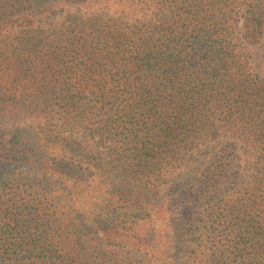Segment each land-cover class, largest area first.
Segmentation results:
<instances>
[{
	"label": "trees",
	"instance_id": "trees-1",
	"mask_svg": "<svg viewBox=\"0 0 264 264\" xmlns=\"http://www.w3.org/2000/svg\"><path fill=\"white\" fill-rule=\"evenodd\" d=\"M89 1L0 0V110L35 104L106 143L107 150H90L54 136L56 189L65 182L101 184L95 157L104 167L121 164L122 172L149 174L209 156L190 197L201 200L196 206L204 216L196 226L206 233L205 244H217L220 252L210 260L197 250L196 238L188 239L195 249L184 263L216 264L226 257L231 264H264V74L252 70L240 45L261 33L264 0H93L106 2V11L63 13L64 5L89 9ZM41 3L60 6L52 27L37 19ZM74 155L80 156L76 166L70 163L78 176L60 172L56 162L62 166ZM27 157L32 151L22 137L1 135L0 184L14 180L1 169ZM17 196L13 202L0 195V264H85L82 240L67 231L60 209L53 236L20 235L45 213L24 212ZM76 211L70 212L72 225ZM7 228L15 233L11 238ZM102 228L101 237L112 231ZM29 239L52 251L40 256L5 249ZM164 254L151 256L160 264L178 263Z\"/></svg>",
	"mask_w": 264,
	"mask_h": 264
},
{
	"label": "rangeland",
	"instance_id": "rangeland-1",
	"mask_svg": "<svg viewBox=\"0 0 264 264\" xmlns=\"http://www.w3.org/2000/svg\"><path fill=\"white\" fill-rule=\"evenodd\" d=\"M89 3V9L86 5H64L63 13L106 11L104 6L106 2L91 0ZM107 4L117 6V3ZM42 5L43 3L37 6L40 11L37 19L45 20L41 25L50 24L52 27L54 20H58L61 15L58 11L60 6ZM240 45L248 54V63L252 70L259 75L264 74V27L255 41L244 38ZM39 108L41 107L28 103L6 106L0 110V136L15 134L22 137L26 149L32 151V157L25 158L19 164L8 163L1 169L3 176L14 178V180L11 182L12 185L9 182L0 184V189L3 190L0 195L9 199L17 194L16 203L22 204L24 212L35 214L41 210L45 213L39 220L36 217L40 215L36 216L35 221L20 235H32L33 232L41 237H44L42 234L53 236L54 211L60 209V212L66 214L67 231H75L82 240L85 264H160V261H153L151 256V253L156 250L165 253L164 255L168 257L170 254L171 257H176L177 264H186L188 262L184 263V261L187 255L195 249L186 241L195 238L197 250L206 258L212 260V254L219 255L220 250L215 251L218 245L210 242L205 244L206 233L196 226L200 216H204L200 213L201 209L196 206V203L201 200H191L190 197V191L192 193L196 191L201 169L210 161L209 156L197 158L188 167H178L177 170H173L175 166L165 167L160 171L152 170L149 174L122 172L119 167L121 164H114L117 166L113 169L112 166L104 167L102 161L95 157L93 163H98V166L93 168V172L101 168L97 172L99 179L102 180L101 184L94 181L93 185L86 188L65 182L60 189H56L54 187V136L64 137L69 141L74 139L76 145L79 143V147H88V149L96 145L102 151L106 149V143L97 142V137L89 134L80 125L70 126L64 123L54 115V111ZM40 143L47 144V148L42 149L39 146ZM51 146L53 150L50 151ZM41 152L44 153L41 154ZM93 156L95 155L90 154L89 157ZM104 156L103 153L102 157ZM57 159H65V157L58 156ZM78 159L80 156L74 155L61 160L62 166L56 162L59 165V171L78 176L77 173H73L76 168H72L70 164L76 166ZM110 161L114 162V160ZM85 177L84 175L83 179ZM122 177L125 178V184ZM74 207L77 211L72 225L69 218H72L70 212ZM41 221L44 224H41ZM102 227H109L112 231L106 232L101 237L99 234L103 231ZM14 234L9 229L6 232L8 238ZM120 234H123V240L116 245L114 239H121ZM131 238L138 240L131 241ZM214 239L218 241L217 232L214 234ZM154 243L157 244L156 248H152ZM14 247L5 249L10 252L15 250L25 255L31 253L40 256L52 251L49 246L43 249L33 246L31 239L22 243L21 246ZM25 261L24 264H32L28 263V260ZM39 261L40 259L33 264H41ZM217 261L218 259L216 264H231L226 257Z\"/></svg>",
	"mask_w": 264,
	"mask_h": 264
}]
</instances>
